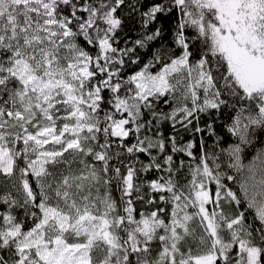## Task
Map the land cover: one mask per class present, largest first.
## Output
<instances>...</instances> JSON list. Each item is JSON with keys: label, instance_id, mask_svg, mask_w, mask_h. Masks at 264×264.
I'll list each match as a JSON object with an SVG mask.
<instances>
[{"label": "trees", "instance_id": "obj_1", "mask_svg": "<svg viewBox=\"0 0 264 264\" xmlns=\"http://www.w3.org/2000/svg\"><path fill=\"white\" fill-rule=\"evenodd\" d=\"M56 3L91 59L86 86L95 92L97 113L112 124L125 118L118 98L126 79L140 72L158 75L174 62H183L181 70L192 77L188 94L155 93L125 136L111 134L109 145L93 146L89 158H96L103 190L118 206L119 264H195L211 246L217 251L213 264H249L244 247L256 251L254 264H264V88L247 94L229 71L213 40L216 10L201 0ZM8 57L0 49L5 107L10 93L20 89L7 77ZM13 155L11 173L0 172V264H24L16 241L36 225L44 199L20 141ZM199 205L216 225L215 243L195 218ZM153 213L160 223L145 231L143 218ZM181 216L189 218L186 230L176 228L171 241L168 226ZM9 228L18 235L11 238Z\"/></svg>", "mask_w": 264, "mask_h": 264}, {"label": "rangeland", "instance_id": "obj_2", "mask_svg": "<svg viewBox=\"0 0 264 264\" xmlns=\"http://www.w3.org/2000/svg\"><path fill=\"white\" fill-rule=\"evenodd\" d=\"M201 1L217 12L219 26L212 31L213 40L238 85L247 94L261 91L264 0ZM56 2L0 0V49L9 54L7 77L20 85L19 91L10 93L9 107L0 105V172L11 173L14 147L20 141L27 170L44 197L39 220L20 235L17 250L24 264H119L115 258L118 206L103 190L106 181L96 158H89L93 146L109 145L111 134L125 136L140 106L155 93L171 89L188 94L192 77L181 70L183 62H174L158 75L140 72L126 79L118 98L125 118L112 124L109 117L97 113L95 92L86 86L91 59L78 46ZM5 82L6 75H1L0 84ZM138 150L146 152L144 147ZM261 210L264 217V206ZM158 217L145 216L143 229L158 227ZM195 218L215 243L216 225L202 205ZM188 219L181 216L170 223L171 241L177 238L176 228L186 230ZM7 234L15 237L18 229L9 228ZM243 249L249 264H254L256 251ZM216 257L211 246L194 263L213 264Z\"/></svg>", "mask_w": 264, "mask_h": 264}]
</instances>
